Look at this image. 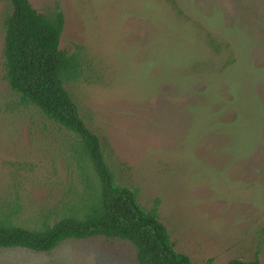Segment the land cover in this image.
Listing matches in <instances>:
<instances>
[{
  "label": "rangeland",
  "instance_id": "obj_1",
  "mask_svg": "<svg viewBox=\"0 0 264 264\" xmlns=\"http://www.w3.org/2000/svg\"><path fill=\"white\" fill-rule=\"evenodd\" d=\"M29 1L63 12L60 48L82 59L66 88L116 182L159 200L176 250L264 264V0ZM8 11L0 0V215L34 227L85 198L86 173L77 136L4 79ZM0 264L139 263L129 242L92 237L0 248Z\"/></svg>",
  "mask_w": 264,
  "mask_h": 264
},
{
  "label": "trees",
  "instance_id": "obj_2",
  "mask_svg": "<svg viewBox=\"0 0 264 264\" xmlns=\"http://www.w3.org/2000/svg\"><path fill=\"white\" fill-rule=\"evenodd\" d=\"M4 79L19 95L21 103L38 108L49 119L77 136V150L84 163L85 198L63 209L53 222L44 220L34 227L15 223L14 207L0 215V248H25L49 252L67 239L105 237L127 241L139 264H216L213 258L202 263L175 248L159 216V200L144 207L136 189L120 185L109 166L99 137L87 126L66 88L81 74L80 52L60 48L65 19L57 8L50 14L36 10L29 0H5ZM88 164L96 189H88ZM90 167V166H89ZM227 264H259L258 259H231Z\"/></svg>",
  "mask_w": 264,
  "mask_h": 264
}]
</instances>
